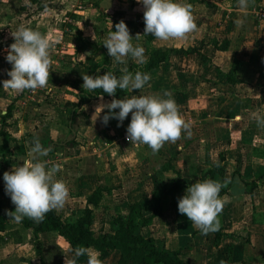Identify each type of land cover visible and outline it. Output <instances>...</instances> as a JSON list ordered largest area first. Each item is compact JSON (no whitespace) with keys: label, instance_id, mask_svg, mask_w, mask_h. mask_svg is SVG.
Listing matches in <instances>:
<instances>
[{"label":"crops","instance_id":"0c3cea01","mask_svg":"<svg viewBox=\"0 0 264 264\" xmlns=\"http://www.w3.org/2000/svg\"><path fill=\"white\" fill-rule=\"evenodd\" d=\"M3 1L0 0V32L7 30L11 34L23 24L5 22L3 26V18H9L12 12ZM191 1L196 28L183 39L155 40L153 44L147 41L151 35H145L139 25L143 20V6L137 0H90L85 6H77L63 20L56 44H50L47 86L36 90L35 97H27L26 90L13 92L0 88V121L7 107L13 105L8 119L11 124L15 123L6 130L18 143L23 144L28 136L40 143L64 141L69 135L65 117L76 102L72 88L79 78L76 72L105 60L101 47L95 49L93 44L99 40L103 43L111 24L115 31V24L121 20L129 29L133 45L145 49L146 60L151 45L163 49H197L199 54L170 51L159 67L148 71L151 80L144 89L114 94L121 99L125 95L170 92L182 118L190 122L191 136H185L182 131L179 139L165 142L155 153L147 145L131 144L126 139L131 113L119 127L114 118L104 124L101 118L108 110L105 108L99 114L101 104L110 102L113 96L102 95V99L99 96L82 107L88 118L80 123L77 145L59 148L55 154L47 153L38 160L46 169L56 167L53 179L63 181L68 188V198L62 208L55 209L57 214L63 220L75 222L89 207L94 214V228L106 230L110 229L109 223L117 210L128 209L132 203H142L145 216L153 214L151 193L174 180L163 167L179 171L186 189L201 181L204 171L220 167L221 172L214 178L222 183L219 197L224 202L218 214L223 232L218 247L213 245V232L195 234L192 222L170 206L164 217H155L139 233L154 238L158 249L181 250L185 264H264V175L259 177L264 171V126L258 127L255 119L250 118L258 114L255 110L249 111L250 104L246 107L245 97L239 92L244 80L256 77L264 81V69L260 72L255 69L257 65H264L258 55L260 49L264 50L261 40L264 21L253 24L233 0H184L189 4ZM251 2H260L264 13L262 1L248 3ZM113 9H116L114 18L106 23L105 30L103 22L98 20L100 11ZM238 20L241 22L236 23ZM79 32L89 40V45L78 39ZM133 64L130 57H125V63L119 66L130 68ZM240 66H246L243 73ZM56 68L63 69V90H58L60 77L56 78L57 71H53ZM249 103L254 107L258 103L259 111L263 112L259 115L264 116V97L256 104ZM10 150L12 155L0 158V203L14 211L15 205L5 194L3 173L32 158L29 147L27 154H19L16 142L10 143ZM98 188L102 189L98 203L89 204V197ZM9 224V229L0 233V264H66L73 259V248L56 232L39 233L36 243L32 233L22 229L19 223ZM86 259L82 256L76 264H86ZM119 259L120 253L113 251L100 261L119 264Z\"/></svg>","mask_w":264,"mask_h":264},{"label":"clouds","instance_id":"9594fccd","mask_svg":"<svg viewBox=\"0 0 264 264\" xmlns=\"http://www.w3.org/2000/svg\"><path fill=\"white\" fill-rule=\"evenodd\" d=\"M137 2L143 6L144 34L151 35L156 40H180L196 28L192 6L184 0ZM248 2L249 0H237V6L244 9L248 7ZM112 28L111 24L107 38L103 41L108 55L117 64H124L125 57H130L136 65L146 64L145 49L140 45H133L126 23L121 20L115 24V31ZM11 35L14 42L8 45L5 56L11 68L7 70L8 78L0 81V88L13 92L45 88L50 75L49 40L39 31L23 25L18 26ZM119 72L116 75L108 71L95 77L82 74V87L87 92L100 90L113 96L110 102L101 104L99 114L105 108L108 110L101 118L104 124L114 118L119 127L131 113L126 127V139L131 144L147 145L153 153L165 142L179 139L182 131L185 136H191L190 122L182 118L170 92L115 98L114 94L118 89L132 93L133 90L144 89L151 80L150 73L139 69L129 71L124 67ZM99 98L102 99V95ZM116 109L118 111H114ZM253 118L258 127L264 126V116L256 115ZM29 154L31 161H23L11 171L3 173L5 194L15 205L14 211L6 210V215L17 222L27 217L38 223L50 210L64 206L68 188L63 181L53 179L56 167L46 169L45 164L38 160L39 156L47 155V149L35 138L29 145ZM221 188V182L204 179L190 184L185 194L178 199V212L185 215L201 234L207 235L220 229L218 214L224 204L219 197ZM81 256L87 257L86 264H101L99 253L88 247L73 249V259L66 264H76Z\"/></svg>","mask_w":264,"mask_h":264},{"label":"trees","instance_id":"16d2710c","mask_svg":"<svg viewBox=\"0 0 264 264\" xmlns=\"http://www.w3.org/2000/svg\"><path fill=\"white\" fill-rule=\"evenodd\" d=\"M28 1V5L20 7L21 14L27 10H31L30 12L33 13L35 10L39 9V5L41 6V0ZM260 1L263 2L264 9V0ZM233 2L237 3V0H233ZM190 4L193 9L192 1ZM115 12L116 9L109 12L100 11L98 20L103 22L105 30L106 23L114 18ZM139 25L144 28V20H141ZM78 39L85 45L90 44L89 40L83 38L81 32L78 33ZM13 40L14 39L11 38L9 42H13ZM155 40L156 39L152 36L147 38V41L151 44H153ZM93 45L95 49H99L101 47V50L105 53L106 58L102 63H98L93 67L84 66L81 68L80 73L76 72V75H78L79 78L72 84L73 93L76 96V102L72 103V107L65 119V122L70 130V135L63 142L48 141L47 143H40L45 149H47L48 154H55L59 147L71 148L76 146L80 123L83 119L88 118L87 113L82 110V107L90 101L97 99L101 95H109L107 93H102L100 90L87 92L83 89V87H80L79 85L83 84L82 74H89L93 77L96 75H103L108 71H112L116 75L120 74L119 70L121 68L119 64L114 62L112 57L108 55L107 49L103 43L99 40L97 44ZM170 51L183 52L184 54H199L197 49H163L151 45L148 48L149 58L147 59V63L144 65L133 64L130 68H128V70L135 71L139 69L142 72H148L157 68L166 60ZM230 81L232 82L234 80ZM121 92H123V90L118 89L115 94H119ZM68 103L69 102H67V104ZM11 115L12 108L8 107L6 114L2 116V127L0 129V137L2 138V143L0 144V158L4 155H12L10 150L11 142L17 143V152L19 154H27V149L31 144V140L34 139L32 136H29L24 140L23 144H20L9 134L6 127L8 126L7 119L10 118ZM163 171L166 172L168 176L173 177L174 180L169 186L163 185L151 193L150 206L153 208V214L149 217L144 214L145 206L142 203L135 202L130 204L128 209L119 208L117 210L111 218L109 230H106L103 227L100 229L94 228V214L93 210L89 207L86 208L84 215L75 222L63 220L61 216L57 214L55 209L47 212L41 222H34L32 219L27 217H24L20 222H17L6 215L7 209L0 203V233L6 232L10 227L9 223L14 221L19 223L22 229L30 231L32 233V238L35 239L36 243H38L39 233L56 232L73 249L76 247H88L95 249L99 253L100 260L107 258L113 251H118L120 253L119 264H185L181 259V250L170 251L166 249H158L154 238L144 237L139 233V229L150 225L155 217H164L167 206L177 208L178 199L185 194L186 187L182 183L180 172L175 170L170 171L167 167H163ZM219 172H221L220 167H217L215 171L212 169L206 170L202 174V180H214L215 175ZM263 175L264 171L259 174V177H262ZM101 194L102 189H96L89 197L88 203L96 205ZM194 233L197 234L201 232L195 227ZM213 233V245L218 247L223 236V232L219 229ZM15 240L17 242H21L18 238H15Z\"/></svg>","mask_w":264,"mask_h":264},{"label":"rangeland","instance_id":"374dc122","mask_svg":"<svg viewBox=\"0 0 264 264\" xmlns=\"http://www.w3.org/2000/svg\"><path fill=\"white\" fill-rule=\"evenodd\" d=\"M88 1H90V0H41V3H40L41 6L39 5L38 10H35V12H33V13L30 12L31 10H27L26 12L21 14L20 7L23 5H28L29 4L28 0H8V1L5 0V1H3V2H5L3 4H5V5L7 4V6L11 8L12 12L9 15L10 16L9 18H7V17L3 18V21H4L3 26H4V24H6L5 22H8V23L12 22L14 25H17V26H18V23H22L23 25L27 24V26H29L30 28L39 31L48 40L50 39V41H51V39H54L55 41L54 42L51 41L52 43H50V44L54 45L57 42L56 40L60 37L59 33H61V31L63 30L62 23L64 22L63 20L67 19L68 13L71 11L74 12V10L76 8H78L77 6H85L86 3H88ZM9 9H8V11H9ZM5 10L6 9L4 8L3 13ZM24 14L27 15V17L24 16ZM243 14L247 15L248 16L247 19L249 20V18H250L252 20L251 22H253V24H255V25L260 23V21H262V20L264 21V13L261 11V3L260 2L248 3V7L243 9ZM243 17L246 18V16H243ZM243 17H241V18H243ZM42 30H44V31L42 32ZM2 32H0V81L8 78L7 70L11 68V64L5 60V56L7 54L6 48L8 47V45H10L9 44L10 42H8V41L12 37H11V34L9 31L6 30V33H3V34H2ZM261 40H263V42H264V39H261ZM261 51H262V53L260 54ZM258 55L264 60V50L260 49ZM244 67H246V66H240L241 72L243 71L242 69ZM247 67L250 68V66H247ZM2 69H3V71H2ZM255 69L258 70V72H260L264 69V65H257V66H255ZM53 71L56 72L57 68H56V70H53ZM55 75H56V78H58V79L60 77V80H58V82H57L58 84L57 83L56 84L57 85L60 84L58 90H61L63 88L62 83H63V79H64L63 78L64 77L63 69L59 68ZM242 83H244V85L242 86V89H240L239 92L241 94H243V97H245L243 102H245L246 107H248V104H250L249 107H251V108L249 111L255 110L258 115L263 113V112H261L262 111L261 109L259 111V108H258L259 105H258V103L256 104V102L260 101V97L261 98L264 97V81H262L260 78L252 77V79H250V81L244 80ZM34 90L36 93L37 92L36 90H41V88H36ZM35 93L33 95H30L29 90L26 89V96L27 97L34 96ZM56 100H61V99L57 98ZM249 102H255V104L258 107L252 106L251 103H249ZM12 106L13 105H10L8 107H12ZM250 118H253V117H250ZM246 120H248V121L250 120L249 122H251V121L254 122L253 119H246ZM10 122H11L10 119H7V124H8L7 127L12 126L15 123L14 122L11 124ZM1 124H2V120L0 121V128L2 127ZM69 135H70V130H69ZM69 135H68V137H69ZM47 142L48 141H46V143ZM59 148H61V147H59ZM59 148H58V150H59ZM62 149H69V148H62ZM192 162H193V160H188V163H192ZM173 170H175V169H173Z\"/></svg>","mask_w":264,"mask_h":264},{"label":"built area","instance_id":"2783aa9c","mask_svg":"<svg viewBox=\"0 0 264 264\" xmlns=\"http://www.w3.org/2000/svg\"><path fill=\"white\" fill-rule=\"evenodd\" d=\"M35 93V90H29V94L33 95Z\"/></svg>","mask_w":264,"mask_h":264}]
</instances>
